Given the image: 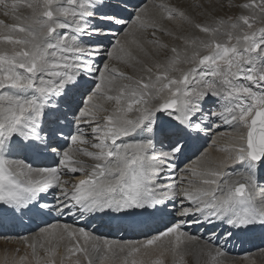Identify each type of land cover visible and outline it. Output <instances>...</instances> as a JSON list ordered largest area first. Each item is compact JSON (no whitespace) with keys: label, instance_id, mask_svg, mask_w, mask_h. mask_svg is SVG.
<instances>
[{"label":"snow or ice","instance_id":"6c2138e0","mask_svg":"<svg viewBox=\"0 0 264 264\" xmlns=\"http://www.w3.org/2000/svg\"><path fill=\"white\" fill-rule=\"evenodd\" d=\"M189 7L0 0V226L43 223L11 264H165L192 241L219 264L216 240L264 230V0ZM128 217L163 227L87 226Z\"/></svg>","mask_w":264,"mask_h":264},{"label":"bare ground","instance_id":"6f19581e","mask_svg":"<svg viewBox=\"0 0 264 264\" xmlns=\"http://www.w3.org/2000/svg\"><path fill=\"white\" fill-rule=\"evenodd\" d=\"M133 2L139 3L140 0H133ZM144 2H147V0H144ZM0 19H4V17L0 16ZM221 131H224V129H221ZM226 140L227 137H225L224 140H221L220 143L223 145L226 142ZM204 146L207 147V144L205 143ZM212 155L218 156L220 154L213 152ZM259 182L261 186H264V173H261L259 175ZM256 195L257 197H259L258 191ZM58 219L59 222L61 223H69V224H75L76 226H84L83 221H76L74 217L65 216V217H59ZM53 222H56V220L52 219L50 221V223ZM103 223L104 222H100V220L92 219L88 222L87 226L88 228L89 226H91L92 228L89 230L94 229L97 235L107 236L104 235L102 232V228L104 227ZM36 226L38 225L36 224ZM162 227L163 226L160 222L159 217H147L146 223L142 226V229L139 232L126 233V235H122V237H120L119 239L143 240L146 234L151 235L158 228L162 230ZM29 230H30L29 233H24L23 235H28L36 231V230L32 231L33 230L32 227H30ZM186 231L190 232L193 235L201 236L204 239H207L212 231H216L218 234H220L222 233L223 229L220 227L213 228V226L211 225H204V226L192 225L190 227H187ZM16 236H7L10 238L4 239L3 237H5V235H0V264H4L5 256L8 257V264H11V261L14 257L18 259L19 256L25 255L30 252L29 249L25 248L22 242L12 238ZM107 237L118 239L112 236H107ZM215 243L217 245H222L223 248L225 249V256L219 258V264H264V255H263L264 252L260 251V249H264V230H260L257 228L253 234H249V233L240 234L238 236H234L227 243H225L222 239L216 240ZM183 248H188L190 250V252L187 255L183 256L184 264H210L209 256L207 255L206 250L203 249L202 241L187 242L183 246ZM17 249L19 250L18 252L16 251ZM167 255L170 259L174 257L171 253L168 252H165L163 257ZM243 256H248V257L246 258ZM190 258L192 259L190 260ZM170 259L168 260L167 264H173V262H171ZM177 260L179 261V263ZM177 260H175V262L177 261L175 264H181V258L178 257Z\"/></svg>","mask_w":264,"mask_h":264},{"label":"rangeland","instance_id":"374dc122","mask_svg":"<svg viewBox=\"0 0 264 264\" xmlns=\"http://www.w3.org/2000/svg\"><path fill=\"white\" fill-rule=\"evenodd\" d=\"M170 2L173 3V4L179 5V6H181V7L189 8V10L193 12V15H195V10L191 9L189 6L192 5V4H194V3H196L197 0H170ZM90 228H91V227H90ZM165 247H166V246H165ZM159 251H160V250H156V251H153V252H149L148 255L143 256V259H144V261H145V264H151V260H153V259H155V258L157 257V255L159 254ZM166 252L172 254L171 251H166ZM189 252H190V250H189L188 248H183V247H182L177 255L174 256V255L172 254L174 257H172L171 259L168 257V255L165 256V257H167V258L163 257V259L165 258V259H164L165 264H167V262H168L169 259L171 260V262H173V264H175V263L178 261V260H177L178 257L181 258V256L183 257L184 255H187ZM155 253H156V254H155ZM263 255H264V254H263ZM154 256H155V257H154ZM243 257H248V256H243ZM168 258H169V259H168ZM238 258H239V257H238ZM174 259L177 260V261L175 262ZM191 259H192V258H190V260H191ZM171 262H170V263H171ZM178 263H179V261H178Z\"/></svg>","mask_w":264,"mask_h":264}]
</instances>
